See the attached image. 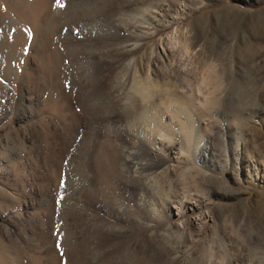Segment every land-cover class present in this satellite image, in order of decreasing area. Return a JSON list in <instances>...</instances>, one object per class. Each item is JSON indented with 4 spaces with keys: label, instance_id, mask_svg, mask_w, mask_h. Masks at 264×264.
I'll return each instance as SVG.
<instances>
[{
    "label": "rangeland",
    "instance_id": "obj_1",
    "mask_svg": "<svg viewBox=\"0 0 264 264\" xmlns=\"http://www.w3.org/2000/svg\"><path fill=\"white\" fill-rule=\"evenodd\" d=\"M49 5L47 48L64 58L51 80L40 44L2 56L22 18L0 27V264H264V0ZM132 58L166 120L192 117L168 154L134 132L146 119L136 93L124 99ZM109 79L119 103L102 95Z\"/></svg>",
    "mask_w": 264,
    "mask_h": 264
},
{
    "label": "bare ground",
    "instance_id": "obj_2",
    "mask_svg": "<svg viewBox=\"0 0 264 264\" xmlns=\"http://www.w3.org/2000/svg\"><path fill=\"white\" fill-rule=\"evenodd\" d=\"M6 1V2H5ZM22 1V0H21ZM49 1L50 0H32L31 3H24L20 2L19 0H0V27L3 26L5 24V21H9L11 14L13 13L14 15L19 16L20 18H22L23 23L25 24V29H23L22 27V23L19 27H17V30L15 31V45L13 47L10 48V50L7 48V50L5 51L4 54H2V56L4 55L7 60L5 61L6 63L8 62V59L10 60V57L13 56V54H16L18 52H20L21 50H23L25 47H27L29 45L34 49L38 48V44H40L37 51H39V49H42V53H38L37 54V63H38V69L40 71H42L45 79L47 80H51L52 78L57 77V73L59 71V67L61 64L62 56L60 54V52H53L49 49V47L47 48V45H49V43L52 41V33L49 32L48 29H46V27L44 26L45 22H48L47 24H51V25H57V20H55L54 16L50 15V5H49ZM76 2V1H75ZM74 2V3H75ZM79 2V1H78ZM6 4V8L2 9L3 4ZM69 6V5H68ZM55 8V7H54ZM84 8V7H83ZM140 9V8H139ZM142 11V10H141ZM142 13V12H141ZM140 13V14H141ZM143 13H145V11H143ZM52 14V13H51ZM143 15V14H142ZM13 17V16H12ZM18 17V19H20ZM137 17V16H136ZM7 18V19H6ZM16 18V16L14 17ZM13 18V19H14ZM141 18V17H140ZM143 18V17H142ZM145 18V17H144ZM16 19V20H18ZM21 20V19H20ZM21 20V21H22ZM143 20V19H142ZM148 20V19H147ZM11 21V20H10ZM13 21V20H12ZM15 21V20H14ZM14 21L10 24H14ZM19 21V20H18ZM20 21V22H21ZM139 21V20H138ZM137 21V22H138ZM17 22V21H15ZM141 22V19H140ZM144 22V21H143ZM148 22V21H147ZM146 22V23H147ZM8 23V22H7ZM17 24V23H16ZM19 24V23H18ZM145 24V22H144ZM143 24V25H144ZM148 25H153V23L148 22ZM13 28V25L10 26V28ZM49 27V26H48ZM155 27V26H154ZM9 28V29H10ZM14 28H15V24H14ZM132 28L134 29L133 32H135L136 36L140 37V39L146 35V31H138L134 27L132 26ZM4 29V28H3ZM3 29L1 31H3ZM8 29V30H9ZM11 31V30H10ZM141 32V34H140ZM148 32V31H147ZM151 32V31H150ZM154 32V31H153ZM14 33V31L12 32ZM4 34V33H3ZM11 34V33H10ZM5 35V34H4ZM9 35V33H8ZM12 35V34H11ZM10 36V35H9ZM13 36V35H12ZM2 39V38H1ZM11 40V39H10ZM62 40V39H61ZM38 41V43H37ZM61 42V41H60ZM65 42V41H64ZM107 42V41H106ZM122 42V46L127 48L128 51H131L133 48L137 47L139 44V41H136L134 44H132L130 46V44L126 43L125 41H120ZM37 43V44H36ZM62 43V42H61ZM103 43H105L103 41ZM100 43V41H96L95 42V46L92 49H95L96 52L97 51H102L101 49H103V47H108V45H112V44H103ZM110 43V42H109ZM118 43V42H117ZM6 44H8L6 42ZM9 44H11V42L9 41ZM64 44V43H62ZM88 44V43H87ZM100 44H103L100 45ZM69 45V44H68ZM66 45V47H70ZM84 45V44H83ZM93 45V44H92ZM128 45V46H127ZM4 46V45H3ZM6 46V45H5ZM9 46V45H8ZM50 46V45H49ZM65 46V45H64ZM1 47V45H0ZM51 47V46H50ZM91 46L89 45L88 49ZM2 48V47H1ZM4 48V47H3ZM74 48H76L74 46ZM101 48V49H100ZM6 49V48H4ZM78 49V47H77ZM28 50V49H27ZM73 50V49H71ZM134 50V49H133ZM4 52V50H2ZM29 52V51H28ZM27 52V54H28ZM76 52V51H75ZM91 52H94L93 50H91ZM37 53V52H36ZM95 53V52H94ZM101 53V52H100ZM74 54V53H73ZM25 55V54H24ZM3 56V57H4ZM15 56V55H14ZM13 56V59H14ZM20 56V55H19ZM34 56V55H32ZM65 56V55H64ZM4 57V58H5ZM26 57V56H25ZM16 58V56H15ZM20 58V57H19ZM75 58V56H74ZM115 58V57H114ZM5 60V59H3ZM116 60V59H115ZM26 61V60H25ZM13 62V61H12ZM20 62V61H19ZM70 62V60L68 61ZM114 62V61H112ZM10 63V62H9ZM22 63V62H21ZM24 63V62H23ZM68 64V63H67ZM25 65V64H24ZM37 65V64H36ZM3 66V65H2ZM6 66V64H5ZM65 66V65H64ZM129 66L131 67L130 69H132L133 71V75H134V79L131 83V90L129 91V94H127L125 101L128 99L127 97H130V92L133 94L136 93L135 95H138L137 97H139L140 99V103H138V105H141L142 108V112L145 115V119L146 124H145V128H143L141 131H136L134 129V132L138 135L141 136V138L143 139V142L145 143V145L150 148L152 147L153 150L155 151H160V152H164L168 154L169 151V146L171 143V140L174 139V135H178L179 139L181 140V143L183 144V140L185 141V138L187 136H189L190 134V130L192 128L191 125H193L191 118L190 117V113H185L186 116L183 118H176V117H167L168 120H166V114L164 111L160 110V103L162 102H158V104L153 105V100H152V95L156 90V85L151 84L147 82L143 83L140 79H138L139 77V66L138 63L136 61V59L132 58L131 61L129 62ZM62 67V66H61ZM69 67V66H68ZM74 69V68H73ZM30 70V69H29ZM69 70V69H68ZM74 71V70H73ZM27 72H29L28 70L24 69V71H22L20 77L21 78H27L33 79V75L31 76V74H28ZM72 72V71H71ZM74 73V72H72ZM76 73V72H75ZM149 73V72H148ZM33 74V73H32ZM16 75V74H15ZM147 77L150 78V73L147 74ZM8 78V77H7ZM16 78V77H15ZM113 78V77H112ZM25 79V80H27ZM31 79V80H32ZM22 80V79H21ZM149 80V79H148ZM30 81V80H28ZM112 82V80H107L105 86L103 87L106 89L105 91H102V86H98L99 89L101 90H96L97 92L102 91V95L103 92L105 94L104 97H108L109 98V103L115 104L116 102L119 103L122 100V96H120V98L118 99L119 95L116 93L115 94V89H114V84ZM2 86V85H1ZM95 86V85H94ZM116 86V85H115ZM1 88V87H0ZM21 88V87H20ZM2 90V89H1ZM92 90V89H91ZM120 90V89H119ZM93 92V91H92ZM120 92V91H119ZM158 92V91H157ZM91 93V92H90ZM94 93V92H93ZM96 93V92H95ZM92 94V93H91ZM101 94V93H100ZM121 94V93H120ZM95 96V95H94ZM97 96V95H96ZM9 98V97H8ZM118 99V100H117ZM130 101V100H129ZM160 101V100H159ZM23 102V101H22ZM127 102V101H126ZM167 102V101H166ZM128 103V102H127ZM164 103V102H163ZM162 103V104H163ZM168 103V102H167ZM166 104V103H164ZM182 104V103H181ZM179 103V105H181ZM59 105V104H58ZM168 105V104H167ZM183 106H185L184 104H182ZM162 106V105H161ZM169 106V105H168ZM167 106V107H168ZM183 106H180L182 108H184ZM21 107V106H20ZM61 107V106H59ZM165 107V106H164ZM177 107V106H176ZM54 108H57V105L54 106ZM112 108V107H111ZM62 109V108H61ZM162 109V108H161ZM180 109V108H179ZM178 109V110H179ZM55 110V109H54ZM58 110V108H57ZM185 110V108L183 109ZM60 111V110H59ZM62 111V110H61ZM184 112V111H183ZM176 113V112H175ZM178 113V112H177ZM181 113V112H180ZM173 114V113H172ZM25 115V114H24ZM179 115V114H178ZM137 116V115H136ZM171 116V115H170ZM112 117V116H109ZM128 117V116H127ZM197 125V124H194ZM172 126H176L177 130H173L174 128H172ZM131 130V129H130ZM132 131V130H131ZM133 133V132H132ZM130 134V133H129ZM134 136V135H133ZM184 137V138H182ZM188 138V137H187ZM139 141V140H138ZM185 145V144H184ZM183 146V145H182ZM183 148V147H182ZM150 152V151H149ZM148 152V153H149ZM134 153V152H133ZM134 155V154H133ZM126 156V155H125ZM127 156H129L130 158L125 159V165L126 167H130L134 168V173L137 171L138 168H141L135 165L136 163L132 161V154L131 151L127 153ZM134 158V157H133ZM130 159V160H129ZM134 166V167H133ZM144 166V165H143ZM146 167V166H145ZM143 169V168H142ZM131 170V171H133ZM147 172V171H146ZM165 197V196H164ZM165 199V198H164ZM162 200L164 204L168 203V201H173V198L171 196L167 197L166 195V199ZM177 203L179 204V206L181 207H185L186 205V201L182 200V199H176ZM176 203V202H175ZM166 206V205H165ZM154 211V210H153ZM160 216V215H159ZM88 250L85 249V252L83 250H81V252H83L82 254L87 257L89 259V256H91V253H95L96 249H97V245H95L94 247H89L87 248ZM94 249V250H93ZM92 251V252H91ZM95 251V252H94ZM86 253V254H84ZM97 255V254H96ZM1 257V256H0ZM80 258V257H79ZM95 260V259H93ZM87 262V260H86ZM90 262V261H88Z\"/></svg>",
    "mask_w": 264,
    "mask_h": 264
},
{
    "label": "snow or ice",
    "instance_id": "obj_3",
    "mask_svg": "<svg viewBox=\"0 0 264 264\" xmlns=\"http://www.w3.org/2000/svg\"><path fill=\"white\" fill-rule=\"evenodd\" d=\"M64 183H65V182L62 180V181H61V184L63 185ZM57 203H60V201H59V200H57ZM56 247H57V248H59V247H60L59 243H57Z\"/></svg>",
    "mask_w": 264,
    "mask_h": 264
}]
</instances>
